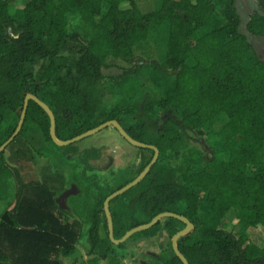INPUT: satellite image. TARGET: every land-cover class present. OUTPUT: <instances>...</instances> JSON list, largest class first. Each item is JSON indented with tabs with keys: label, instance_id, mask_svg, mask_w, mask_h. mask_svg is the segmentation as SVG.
I'll return each instance as SVG.
<instances>
[{
	"label": "trees",
	"instance_id": "16d2710c",
	"mask_svg": "<svg viewBox=\"0 0 264 264\" xmlns=\"http://www.w3.org/2000/svg\"><path fill=\"white\" fill-rule=\"evenodd\" d=\"M8 1L0 0V147L16 131L28 94L51 109L59 141L116 120L132 139L157 147L159 159L139 184L110 201L114 239L171 212L193 224L177 242L189 264H264V245L251 234L264 227V59L247 36L264 38V0H257L262 13L248 20L245 33L237 0H162L158 11L146 14L136 0H29L19 23ZM68 18L77 20L79 31L70 32ZM150 42L165 47L155 71L164 79L156 93L137 101V79L122 75L124 81L113 85L103 69L109 58L132 61L135 50ZM109 92L120 100L100 112L98 122ZM32 127L58 147L49 115L32 100L9 146ZM210 130L214 157L204 167L191 159L187 167L173 164ZM6 149L0 153L2 191L10 175ZM14 174L19 182L17 169ZM18 184L15 204L0 220V264H64L83 236L82 224L59 215L45 186ZM109 194L92 211L88 255L124 264L115 248L143 240L156 252L144 253L139 264H183L172 239L186 224L172 217L115 246L103 208ZM232 211L243 214L236 234L221 226Z\"/></svg>",
	"mask_w": 264,
	"mask_h": 264
},
{
	"label": "rangeland",
	"instance_id": "374dc122",
	"mask_svg": "<svg viewBox=\"0 0 264 264\" xmlns=\"http://www.w3.org/2000/svg\"><path fill=\"white\" fill-rule=\"evenodd\" d=\"M28 1H8L10 16L16 22H20L22 9ZM136 4L140 11L146 14L158 11L162 0H136ZM237 8L243 19L241 30L245 33L248 20L260 13L261 9L257 0H237ZM68 21L70 32L80 30L75 26L77 20L68 18ZM249 39L258 56L264 59V38L250 37ZM164 54L165 47H158L154 42H150L146 47L135 50L132 61L109 58L107 66L103 69L105 81L119 85L125 77L137 79L141 86L134 100L142 101L156 93V84L164 79L163 71L159 73V77L155 74ZM134 69L137 74L132 76L127 74ZM166 72L170 75L175 74L171 71ZM122 75L125 77L119 80V76ZM119 100L120 97L114 92L107 93L95 120L99 122L100 112L113 108ZM213 135L214 130H210L209 135L198 136L197 140L190 145V154H183L173 164L178 167H187L191 159L194 166L204 167L214 157V150L209 144V138ZM4 156L10 175L4 179L8 183V188L3 191L0 188V220L2 215L15 204L18 183L38 182L54 194L60 209L59 215L64 218L67 214L70 220L80 221L83 227V236L74 244L75 251L64 257V264H110L111 257L108 259L99 255H88L90 248L88 231L91 227L92 211L103 200L104 194H109L120 185L138 177L142 173L141 168L153 154L138 150L137 147L128 143L113 126H108L71 145L58 147L46 141L42 134L32 127L26 137H20L14 144L8 146ZM14 169H17L22 181L16 180ZM112 207L114 208V204ZM241 216H243L242 213L238 215L232 211L222 220V228L229 231L233 227L236 234L240 227L237 222ZM251 234L260 238V243L264 245V227L252 228ZM115 249L118 255H125L124 264H139L143 261L144 253L156 252V245L148 241L134 240L128 241L123 248Z\"/></svg>",
	"mask_w": 264,
	"mask_h": 264
},
{
	"label": "water",
	"instance_id": "95a60500",
	"mask_svg": "<svg viewBox=\"0 0 264 264\" xmlns=\"http://www.w3.org/2000/svg\"><path fill=\"white\" fill-rule=\"evenodd\" d=\"M260 13H262L261 10H260ZM247 36H248V38L254 37L252 35H247ZM30 100H32L35 103H37L49 115V118H50V137H51L52 141L56 145H58V146H68V145H71L72 143H74V142H76L78 140H82V139H84V138H86V137H88L90 135H93L95 133H98L99 131H101L102 129H104V128L108 127V126H113V127H115L118 130V132L120 133V135L126 141H128V143H130L134 147L142 148V149H151V150L154 151V155H153L152 160L145 167V169L143 170V172L138 177H136L132 182H130L126 186H124L121 189H119V190L113 192L112 194H110L106 198V200L104 201V207L103 208H104V212H105V215H106L107 221H108L109 238H110L111 242L114 245H119V244L124 243L133 234H135L137 232H142V231H145V230H148V229L154 227L161 219H163L165 217H172V218L178 219L181 222H183V223L186 224V227L183 230H181L180 232H178L173 237V239H172V247H173V250H174L175 254L179 257V259L182 261V263L183 264H189L188 261L186 260V258L178 250L177 242H178V239L179 238H181L182 236H184V235L188 234L190 231H192L193 224L187 218H184V217H182V216H180L178 214H174V213H171V212H166V213L159 214L150 223L145 224V225H142V226H138V227H135V228L131 229L121 239L116 240L113 237V221H112L111 214H110V209H109L110 201L113 200L114 198H116L117 196L123 194L127 190L133 188L137 184H139L149 174L151 168L156 164V162L159 159V150H158V148L155 147V146H153V145H149V144H146V143L138 142V141L132 139L127 134V132L124 130V128L120 125V123L118 121H116V120L107 121V122H105V123H103V124H101V125L93 128L91 130H88L85 133H83V134H81V135H79L77 137H74L72 139H69V140H66V141H59L56 138V133H55L56 121H55V118H54V115H53L51 109L45 103H43L42 101H40L36 96H34L32 94H28L26 96L25 100H24L23 110H22V113H21V116H20V120H19L18 125H17V128H16V131L0 147V153L3 152L9 146V144L19 135V133H20V131L22 129L23 123H24V119H25L26 114H27L28 104H29V101Z\"/></svg>",
	"mask_w": 264,
	"mask_h": 264
},
{
	"label": "flooded vegetation",
	"instance_id": "af4514ba",
	"mask_svg": "<svg viewBox=\"0 0 264 264\" xmlns=\"http://www.w3.org/2000/svg\"><path fill=\"white\" fill-rule=\"evenodd\" d=\"M241 19H242V17H241ZM243 20V19H242ZM258 38V37H257Z\"/></svg>",
	"mask_w": 264,
	"mask_h": 264
}]
</instances>
